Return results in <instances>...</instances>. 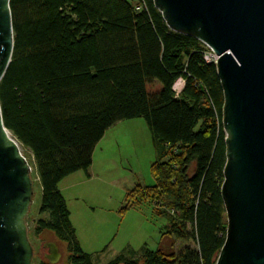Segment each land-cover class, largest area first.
I'll return each instance as SVG.
<instances>
[{"label": "trees", "instance_id": "1", "mask_svg": "<svg viewBox=\"0 0 264 264\" xmlns=\"http://www.w3.org/2000/svg\"><path fill=\"white\" fill-rule=\"evenodd\" d=\"M9 6L13 49L0 107L38 175L44 216L34 232L51 231L64 243L67 264H93L58 183L87 171L106 129L142 117L156 152L149 167L154 182L128 188L120 211L147 206L167 222L158 248L144 244L105 264H214L226 230L225 133L222 88L215 62L204 59L205 44L170 29L152 0H10ZM179 78L184 83L176 92Z\"/></svg>", "mask_w": 264, "mask_h": 264}, {"label": "water", "instance_id": "2", "mask_svg": "<svg viewBox=\"0 0 264 264\" xmlns=\"http://www.w3.org/2000/svg\"><path fill=\"white\" fill-rule=\"evenodd\" d=\"M10 0H0V80L13 49ZM167 26L215 52L223 93L226 215L214 264H264V0H152ZM31 167L5 127L0 107V264H32L25 216ZM55 263L58 244L46 242Z\"/></svg>", "mask_w": 264, "mask_h": 264}, {"label": "rangeland", "instance_id": "3", "mask_svg": "<svg viewBox=\"0 0 264 264\" xmlns=\"http://www.w3.org/2000/svg\"><path fill=\"white\" fill-rule=\"evenodd\" d=\"M156 87L158 83L149 89ZM174 88L178 91L179 79ZM19 146L31 167L32 196L25 216L27 237L33 247L31 262L67 264L64 243L51 231L34 232L36 220L44 216L38 213L41 187L32 155ZM93 152L92 168L75 171L58 183L83 250L91 254L93 264H105L118 254L129 255L128 250H138L144 244L152 250L158 248L166 218L152 216L147 206L120 211L126 188L136 183L150 185L154 182L149 167L156 152L145 120L134 117L117 121L106 129ZM49 241L56 242L59 247L60 257L55 263L44 258L43 246ZM107 242V248L102 250ZM179 246L177 241L176 247Z\"/></svg>", "mask_w": 264, "mask_h": 264}, {"label": "crops", "instance_id": "4", "mask_svg": "<svg viewBox=\"0 0 264 264\" xmlns=\"http://www.w3.org/2000/svg\"><path fill=\"white\" fill-rule=\"evenodd\" d=\"M178 80V79H177ZM176 80V81H177ZM176 83V82H175ZM174 83V84H175ZM183 83H184V81H183V79L182 78H179V89H178V91H176V92H179L180 91V89L182 88V86H183ZM174 87V86H173ZM175 89V88H174ZM105 133V132H104ZM103 137V136H102ZM94 151V150H93ZM93 164H94V152L92 153V162H91V164H90V166H89V168L87 169V170H89L90 168H92V166H93ZM72 174V173H71ZM70 175V174H69ZM68 176V175H67ZM66 177V176H65ZM126 189H128V188H126ZM60 190V189H59ZM60 192H61V190H60ZM126 192V191H125ZM62 193V192H61ZM63 195V194H62ZM65 198V197H64ZM66 200V199H65ZM66 204H67V202H66ZM132 209V208H131ZM72 222V221H71ZM72 225H73V222H72ZM74 226V225H73ZM74 228H75V226H74ZM75 234H77V230H76V228H75ZM77 236V239H78V241H79V243H80V246H81V240L79 239V237H78V235H76ZM105 241V240H104ZM107 241V240H106ZM105 243V242H104ZM107 245H108V242L105 244V246H104V248L102 249V250H105L106 248H107ZM58 249H59V247H58ZM83 249V248H82ZM85 251V250H84ZM97 251V250H96ZM60 252V251H59ZM87 252V251H86ZM89 253V252H88Z\"/></svg>", "mask_w": 264, "mask_h": 264}, {"label": "built area", "instance_id": "5", "mask_svg": "<svg viewBox=\"0 0 264 264\" xmlns=\"http://www.w3.org/2000/svg\"><path fill=\"white\" fill-rule=\"evenodd\" d=\"M205 46L207 49L203 52L204 59L206 61H214L215 62V60L217 58L215 52L212 50V48L210 46H208L206 44H205Z\"/></svg>", "mask_w": 264, "mask_h": 264}, {"label": "flooded vegetation", "instance_id": "6", "mask_svg": "<svg viewBox=\"0 0 264 264\" xmlns=\"http://www.w3.org/2000/svg\"><path fill=\"white\" fill-rule=\"evenodd\" d=\"M32 248H33V247H32ZM43 253H44V254H47V253H48V248H43ZM44 258H45V257H44ZM45 260L48 261V259H46V258H45ZM48 262H49V261H48Z\"/></svg>", "mask_w": 264, "mask_h": 264}]
</instances>
